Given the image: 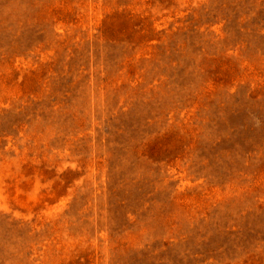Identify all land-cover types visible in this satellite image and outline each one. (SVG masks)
Instances as JSON below:
<instances>
[{
	"label": "rangeland",
	"instance_id": "obj_1",
	"mask_svg": "<svg viewBox=\"0 0 264 264\" xmlns=\"http://www.w3.org/2000/svg\"><path fill=\"white\" fill-rule=\"evenodd\" d=\"M0 264H264V0H0Z\"/></svg>",
	"mask_w": 264,
	"mask_h": 264
}]
</instances>
